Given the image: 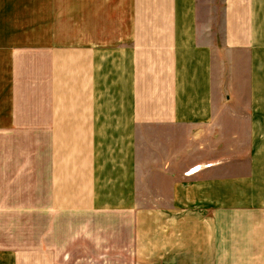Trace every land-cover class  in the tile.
Segmentation results:
<instances>
[{
    "label": "crops",
    "instance_id": "0c3cea01",
    "mask_svg": "<svg viewBox=\"0 0 264 264\" xmlns=\"http://www.w3.org/2000/svg\"><path fill=\"white\" fill-rule=\"evenodd\" d=\"M89 1L73 11L69 47L0 64V264L28 256L31 208L53 223L60 207L125 209L131 181L134 194L195 201L197 264H264V0H117L101 19L106 0ZM31 130L60 146L32 185ZM67 145L85 150L75 160L87 175L95 153L96 183L56 185Z\"/></svg>",
    "mask_w": 264,
    "mask_h": 264
},
{
    "label": "rangeland",
    "instance_id": "374dc122",
    "mask_svg": "<svg viewBox=\"0 0 264 264\" xmlns=\"http://www.w3.org/2000/svg\"><path fill=\"white\" fill-rule=\"evenodd\" d=\"M101 2L102 5L94 9L96 18L101 19L103 10H106V15L115 14L117 0ZM85 5L86 0H0V64H5L6 54L10 55L15 50L27 49L30 54L25 56L30 57L34 56L38 48L45 50L44 44L69 47L73 11L75 18L78 9L80 18V7L85 9ZM5 75L0 74V88L5 86ZM30 140L29 179L32 185L37 179L36 169L43 163L45 155L55 154V148L60 146L39 144L37 130H31ZM64 148L66 151L60 155L58 163L60 170L56 172L61 177L56 185L62 188L85 187L88 181L92 184V177L96 183L98 177L95 153V170L93 174L90 172L87 175L85 166L81 170L80 162L76 161L85 150L80 151L74 145ZM203 167L205 166H193L184 174L193 176V173ZM51 174L52 172L45 176L43 184H49ZM108 179L109 177H105L106 183ZM130 184L133 185L132 181L121 186V200L118 205L127 202L128 207L125 209L121 206L102 207V204L95 203L92 213L87 214L83 207V215L77 217L73 208L70 211L57 203L61 209L55 212L58 214L56 223H53L47 215L37 217L36 212L34 214L32 211L34 208H31L28 218L31 223L30 251L22 264H44L49 260L52 264H197L198 224L195 201H191L189 205L176 197L169 199L161 194L154 197L148 193V187H142L140 192H143L138 196L140 192L134 194V185ZM94 198H98L96 191ZM136 199L138 200L135 202ZM61 202L66 207L65 202ZM30 205L33 206V201H30ZM76 210L80 212L82 207ZM188 214L190 224L188 230L186 227V232L189 237L185 239L182 236L184 225L181 219ZM37 221L44 231L40 238H36V233L32 234V231L36 232ZM156 228L159 232H156ZM183 242H189L190 246L183 247Z\"/></svg>",
    "mask_w": 264,
    "mask_h": 264
}]
</instances>
